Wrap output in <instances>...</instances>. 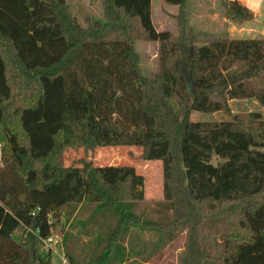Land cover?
<instances>
[{
  "label": "trees",
  "instance_id": "obj_1",
  "mask_svg": "<svg viewBox=\"0 0 264 264\" xmlns=\"http://www.w3.org/2000/svg\"><path fill=\"white\" fill-rule=\"evenodd\" d=\"M163 1L177 6L184 31L187 0ZM151 4L102 0L103 20L81 26L66 0H0V264H50L43 241L59 216L71 221L70 204L117 215L95 264L124 262V245L114 249L124 229L156 224L131 211L144 198V176L133 166L80 158L57 168L53 154L68 146H136L142 158L160 161L173 207L168 229H187L183 264H264V115L190 119L192 111L229 112L233 99L264 105V38L192 43L186 64L195 92L187 100L177 41L156 30ZM222 6L236 24L252 17L237 0ZM139 38L158 43L151 76L140 65ZM222 206L230 218L209 243L200 228ZM67 237L78 234L62 236L65 264H77Z\"/></svg>",
  "mask_w": 264,
  "mask_h": 264
},
{
  "label": "rangeland",
  "instance_id": "obj_2",
  "mask_svg": "<svg viewBox=\"0 0 264 264\" xmlns=\"http://www.w3.org/2000/svg\"><path fill=\"white\" fill-rule=\"evenodd\" d=\"M72 16L81 25L85 19L103 20L102 0H66ZM261 13H254L251 19L243 24H236L226 19L222 0H187L186 27L184 31L178 26L176 5L163 0H152L151 18L156 30L170 31L177 41L180 58L179 94L188 100L191 84L190 72L186 57L190 45H199L214 38H255L264 35V8ZM254 17V19H253ZM226 19V20H224ZM184 33V34H183ZM136 49L143 72L151 76L157 70L158 43L139 38ZM229 112L216 111L211 113L192 111L191 120H223L235 113L259 112L264 115V105L254 98L233 99L229 101ZM21 137L24 135L21 134ZM23 141V140H21ZM80 158L91 160L96 165H131L144 176V198L136 202L131 211L143 221L156 223L149 227L134 225L124 229L125 234L115 242L114 249L124 245L128 258L119 263L100 260L101 264H183L181 249L186 241V228L174 226L168 229L173 219V207L164 199L162 167L160 161L146 160L141 156V148L136 146L98 147L93 151H85L83 147H64L55 152L52 163L57 168L76 163ZM0 154V167L5 163ZM38 167L39 164H36ZM179 206V205H178ZM180 211L186 212L187 207L180 206ZM72 209L70 222H63L61 216L53 224L51 233L61 237L64 233L78 234V238H66L67 246L75 248L74 256L77 264H95L106 245V237L115 225L116 214L108 207L98 208L89 202L70 204L67 212ZM193 211V210H192ZM193 212H197L194 210ZM62 211L59 212V215ZM230 212H224L223 206L215 209L205 219L200 228L201 237L209 243L222 231L223 219L230 218ZM108 238V237H107ZM143 252V253H141ZM210 253V251H208ZM59 254L52 252L50 264H62ZM64 254V253H63ZM65 256V255H64ZM213 264L217 262L213 261Z\"/></svg>",
  "mask_w": 264,
  "mask_h": 264
},
{
  "label": "crops",
  "instance_id": "obj_3",
  "mask_svg": "<svg viewBox=\"0 0 264 264\" xmlns=\"http://www.w3.org/2000/svg\"><path fill=\"white\" fill-rule=\"evenodd\" d=\"M241 3L242 7L246 10H248L250 13H252L253 16H255L254 13H261L258 9H262L264 8V0H237ZM177 7V6H176ZM254 19V17H253ZM226 20V19H224ZM264 38V35H261L259 37H255V38ZM61 236V235H60ZM61 241H62V237H61ZM61 250H62V254L64 253L63 250V244L61 243ZM143 253V252H141ZM142 264H147V261H141ZM133 264V263H132Z\"/></svg>",
  "mask_w": 264,
  "mask_h": 264
},
{
  "label": "built area",
  "instance_id": "obj_4",
  "mask_svg": "<svg viewBox=\"0 0 264 264\" xmlns=\"http://www.w3.org/2000/svg\"><path fill=\"white\" fill-rule=\"evenodd\" d=\"M0 149H1V143H0ZM44 247L45 249H49L51 252L56 253L57 252V248L61 247V236H59L58 234H53L51 233L50 236L45 239L44 241ZM60 256V260L62 264H65L67 259L64 256V254H59Z\"/></svg>",
  "mask_w": 264,
  "mask_h": 264
},
{
  "label": "water",
  "instance_id": "obj_5",
  "mask_svg": "<svg viewBox=\"0 0 264 264\" xmlns=\"http://www.w3.org/2000/svg\"><path fill=\"white\" fill-rule=\"evenodd\" d=\"M191 92L194 93L195 92V84L193 81H191Z\"/></svg>",
  "mask_w": 264,
  "mask_h": 264
}]
</instances>
